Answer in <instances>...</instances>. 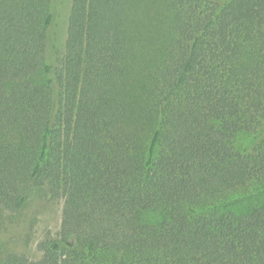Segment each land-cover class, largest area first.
Wrapping results in <instances>:
<instances>
[{
  "label": "trees",
  "instance_id": "trees-1",
  "mask_svg": "<svg viewBox=\"0 0 264 264\" xmlns=\"http://www.w3.org/2000/svg\"><path fill=\"white\" fill-rule=\"evenodd\" d=\"M57 17L0 0V209L63 201L0 264H264V0H70L62 52Z\"/></svg>",
  "mask_w": 264,
  "mask_h": 264
},
{
  "label": "rangeland",
  "instance_id": "rangeland-1",
  "mask_svg": "<svg viewBox=\"0 0 264 264\" xmlns=\"http://www.w3.org/2000/svg\"><path fill=\"white\" fill-rule=\"evenodd\" d=\"M58 17L54 26L55 44L64 49L70 0H57ZM96 69L102 70L107 62L93 55ZM62 200L49 201L37 195L30 197L26 207L17 214L0 209V262L8 253L26 255L32 260L40 257L38 244L45 238L56 237L62 219Z\"/></svg>",
  "mask_w": 264,
  "mask_h": 264
}]
</instances>
